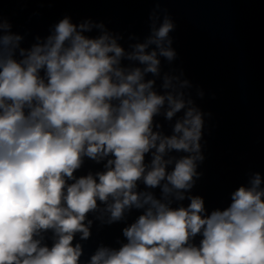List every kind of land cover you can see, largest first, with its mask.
<instances>
[{"label": "clouds", "instance_id": "obj_1", "mask_svg": "<svg viewBox=\"0 0 264 264\" xmlns=\"http://www.w3.org/2000/svg\"><path fill=\"white\" fill-rule=\"evenodd\" d=\"M175 28L155 0L143 37L65 15L24 47L0 17V264H81L77 235L133 210L119 247L86 264H264V175L247 173L210 213L192 193L211 113L175 66ZM85 158L103 170L77 177Z\"/></svg>", "mask_w": 264, "mask_h": 264}, {"label": "water", "instance_id": "obj_2", "mask_svg": "<svg viewBox=\"0 0 264 264\" xmlns=\"http://www.w3.org/2000/svg\"><path fill=\"white\" fill-rule=\"evenodd\" d=\"M160 6L176 24L171 34L178 53L175 66L203 90L204 98L196 103L211 113L205 117L206 159L198 169L203 176L192 190L204 198L210 213L228 206L230 193L247 182V173L264 175V0H160ZM154 7L155 0H0V17L10 21L13 32L25 36L22 46L29 47L35 36L48 35L65 15L74 23L87 18L103 21L125 38L130 33L143 37ZM157 120L170 132L162 117ZM103 163L85 158L75 175L102 171ZM155 191L158 195L159 189ZM140 214L133 210L126 221L110 226L95 222L87 241L77 235L74 243H82L84 252L81 264L100 244L119 247L117 240H125L122 229ZM51 235L46 234L48 246ZM200 239L197 236L194 243Z\"/></svg>", "mask_w": 264, "mask_h": 264}]
</instances>
